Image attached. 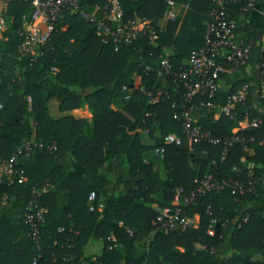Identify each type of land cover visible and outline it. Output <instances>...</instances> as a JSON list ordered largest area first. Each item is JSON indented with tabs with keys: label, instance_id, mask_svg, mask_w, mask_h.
Returning <instances> with one entry per match:
<instances>
[{
	"label": "trees",
	"instance_id": "1",
	"mask_svg": "<svg viewBox=\"0 0 264 264\" xmlns=\"http://www.w3.org/2000/svg\"><path fill=\"white\" fill-rule=\"evenodd\" d=\"M111 1L77 0V8L102 20ZM114 1L121 25L148 20L154 29L162 26L157 42L149 44L146 35H141L114 50L78 12L65 11L47 43L34 47L36 58L19 56V32L31 8L18 0L6 5L4 18L9 26L0 40V157L9 158L31 139L42 148L18 156L15 168L24 178L22 183L0 184V204L4 203L0 207V264H30L32 259L35 264H264V192L258 181L264 178V147L259 145L264 135V105L257 92L249 90L243 103L235 104L233 119L224 115L214 119L216 108L198 107L207 101L225 105L227 96L243 84L240 79L230 88L219 87L211 99L194 97L189 105L196 126L213 138H227L245 117L261 121L257 130L237 132L252 139L247 151L231 146L226 160L215 169L218 179L239 181L244 187L255 180L251 193L227 187L198 197L184 207L188 216L199 217L194 229L163 233L154 223L157 210L171 202L173 190L190 191L219 152L205 142L187 145L180 123L172 119L176 108L171 107L173 101H182L183 90L159 67L165 54L162 47L169 51L174 73L191 50L202 47L212 0H172L186 9L180 20L163 24L166 0ZM240 5L226 4L224 9L244 29ZM252 33L259 40L254 47L256 62L264 72L263 25ZM143 67L151 68L145 76ZM123 87L132 89L123 91ZM146 92L158 95V103L148 104ZM163 92L167 98L161 97ZM51 101L56 103L57 114L50 112ZM254 103L261 106L260 111L253 109ZM118 104L120 108L115 109ZM75 109L81 110L82 118L70 113ZM167 134L179 136L181 144L164 145L162 138ZM156 147L164 150L163 179L156 178L151 164L144 162ZM110 173L113 180L108 178ZM46 181L48 192L38 200L47 211L34 242L24 215L33 190ZM91 192L94 198L88 201ZM211 216L225 223L214 225L213 235L207 236ZM111 237L116 244L107 249L112 246ZM88 242L92 249L84 259Z\"/></svg>",
	"mask_w": 264,
	"mask_h": 264
},
{
	"label": "built area",
	"instance_id": "2",
	"mask_svg": "<svg viewBox=\"0 0 264 264\" xmlns=\"http://www.w3.org/2000/svg\"><path fill=\"white\" fill-rule=\"evenodd\" d=\"M13 0H0L4 6ZM27 3L31 11L28 16L23 17L22 28L19 32L20 42L16 47V52L19 56L33 55L37 57L34 52V47L43 46L47 43L49 35L54 31V24L60 15L68 11L70 13L78 12L79 15L86 21L91 23L95 29L96 34L99 36L103 43H110L113 45L114 50L120 45L130 44L133 40L141 35H146L149 44H155L158 40L159 29H154L150 25V21L142 20L136 21L132 24L121 25L119 23L120 10L116 2H110V10L112 15V23L107 24L103 19L99 20L91 16L85 15L83 12L78 11L77 0H18ZM212 9L208 15V20L205 24V31L203 34L202 47L193 49L189 52L183 62V66L177 73L171 71V64L168 60L169 51L162 47L165 54L159 61L160 69L172 77L173 83L180 86L183 90L182 101L179 103L173 101L171 107L176 108L173 112L172 119L180 123L181 133L187 145L190 146L191 142H205L212 146L218 147L219 152L216 156V161L210 162V168L200 178L193 181V188L184 193L182 188L173 190V197L171 202L157 210L154 223L158 231L163 233L168 232H184L187 229H194L199 222L198 215L188 216L184 207L192 204L198 197H202L209 192H220L227 187L237 190L239 193H251L255 180L248 182L247 186H243L241 182L235 180H220L216 177L215 169L217 164L223 163L228 155V148L233 145H239L244 151H247V145L252 139H244L242 136L237 135V132L244 130H257L261 121L259 119H246L243 118L237 121V126L231 130V135L224 139L213 138L208 132L201 131L195 124V119L192 116V107L189 105L194 97H206L211 99L214 97L217 89L222 85L224 78L230 80V77L237 75L241 69L246 66L248 58V49L243 44L235 41L234 37L236 31L239 29L237 21L231 17L230 13L224 9L227 5H236L240 3L238 9L240 13V24L243 23L244 15L249 13L255 0H212ZM166 11L163 13L162 19L165 17L167 20H173L174 15L171 14V9L174 3L172 0H166ZM242 21V22H241ZM4 31L3 20L0 17V32ZM263 36H264V17H263ZM54 70V69H52ZM151 71L149 67H143L142 74L147 75ZM137 80L139 77L134 75ZM133 88V86H132ZM132 88L123 87V91H130ZM139 91L140 87L137 88ZM249 91V85H240L233 93L227 96L226 104L217 106L210 104V102H199L198 107L207 109L216 108L214 119L220 115L234 118L233 112L235 104L243 103ZM256 92L258 98L264 105V72L259 71ZM161 97L167 98L165 92L160 94ZM148 104L154 105L159 101L158 95H152L146 92ZM128 95L125 96V99ZM186 104V105H185ZM2 105L0 103V110ZM146 132V131H144ZM164 145L181 144V138L175 134H167L162 138ZM259 145L264 147V135L259 142ZM36 148H42L41 143L27 141L23 145L16 148L15 153L9 158L0 157V184L11 186L14 183H22L24 178L18 174L15 165L18 156L23 154L28 156L34 152ZM49 149L51 147H48ZM153 154L162 159L164 150L161 147H156L152 150ZM247 177L251 180L252 171L248 170ZM261 182V190L264 192V178L258 179ZM50 187L49 181L33 190V196L27 207L24 215L25 223L31 229V238L34 242L37 241L38 225L43 220L44 214L47 209L42 207L39 203V196L48 192ZM94 194L91 192L88 196V201L93 200ZM4 200L2 199V202ZM92 207L89 205V210ZM206 213L210 216L211 213L207 207ZM246 218L243 220L245 221ZM220 223L223 225L225 221H220L213 216L210 217L209 225L206 230L207 236L213 235L212 227ZM112 246H107V249L115 246L116 242L111 237L109 238ZM30 264H35V259H32Z\"/></svg>",
	"mask_w": 264,
	"mask_h": 264
},
{
	"label": "crops",
	"instance_id": "3",
	"mask_svg": "<svg viewBox=\"0 0 264 264\" xmlns=\"http://www.w3.org/2000/svg\"><path fill=\"white\" fill-rule=\"evenodd\" d=\"M5 8L6 6L0 3V17L4 18ZM185 9L186 7L184 6H179V5L174 4L173 8L171 9V14L174 15V19L180 20L184 14ZM1 13L3 16H1ZM263 17H264V0H255V4L252 10L247 14L245 21H244V29L246 31H244V29H238L234 37L235 41L243 44L248 49V58H247L246 66L237 75L232 76V78L230 77V80H227L226 78H224V80L222 81V85L220 87L230 88L235 83L234 81L240 79V81L241 80L244 81L243 84L249 85V90H251L253 94H256L257 80H258V75H259V66L256 62V50L254 47L258 45L259 40L256 35L255 36L253 35L252 32L259 31L262 28ZM102 19L107 24L112 23V15L109 12L107 14L105 13ZM166 19L167 18L164 17L161 20V24H163L166 21ZM263 39H264V36L262 34L260 41H263ZM84 93H87V91H85ZM49 109L52 114H57L56 103L54 101L49 102ZM253 109L260 111L261 106L259 104L257 105L256 103H254ZM70 113L76 118L83 117L82 112L79 109L72 110ZM160 160L161 159L156 157L153 154V152L149 153L144 158L145 163L151 164L154 176L158 179H163L165 175V171L161 165ZM121 171H123V177H126V169L122 167ZM108 178L113 180L114 179L113 173H110ZM2 206H4V203L0 204V207ZM152 206H154V204H152ZM91 249H92V245L90 242H88L86 246L83 248V258L84 259L89 258ZM256 259L257 258H254V260Z\"/></svg>",
	"mask_w": 264,
	"mask_h": 264
},
{
	"label": "rangeland",
	"instance_id": "4",
	"mask_svg": "<svg viewBox=\"0 0 264 264\" xmlns=\"http://www.w3.org/2000/svg\"><path fill=\"white\" fill-rule=\"evenodd\" d=\"M1 16H3L2 13H1ZM1 18H2L3 24H4V31L0 33V40L4 37V32H5L6 27L9 26L8 21H6L5 18H3V17H1ZM114 108L118 109V108H120V105L118 104ZM142 132L145 135L146 132H144V131H142Z\"/></svg>",
	"mask_w": 264,
	"mask_h": 264
}]
</instances>
